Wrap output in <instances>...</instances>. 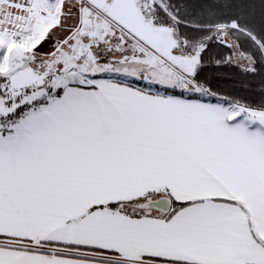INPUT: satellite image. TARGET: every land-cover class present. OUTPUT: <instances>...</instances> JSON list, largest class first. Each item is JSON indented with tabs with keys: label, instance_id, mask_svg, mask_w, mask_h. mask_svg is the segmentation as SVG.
I'll return each instance as SVG.
<instances>
[{
	"label": "snow or ice",
	"instance_id": "6c2138e0",
	"mask_svg": "<svg viewBox=\"0 0 264 264\" xmlns=\"http://www.w3.org/2000/svg\"><path fill=\"white\" fill-rule=\"evenodd\" d=\"M0 264H264V0H0Z\"/></svg>",
	"mask_w": 264,
	"mask_h": 264
},
{
	"label": "trees",
	"instance_id": "16d2710c",
	"mask_svg": "<svg viewBox=\"0 0 264 264\" xmlns=\"http://www.w3.org/2000/svg\"><path fill=\"white\" fill-rule=\"evenodd\" d=\"M237 79H239V77H236ZM224 87H231V85L230 84H225V85H223ZM240 94H245V93H243V92H241Z\"/></svg>",
	"mask_w": 264,
	"mask_h": 264
}]
</instances>
